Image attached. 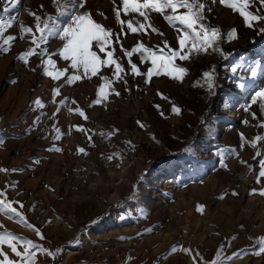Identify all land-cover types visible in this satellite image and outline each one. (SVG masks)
<instances>
[{"label": "rangeland", "instance_id": "obj_1", "mask_svg": "<svg viewBox=\"0 0 264 264\" xmlns=\"http://www.w3.org/2000/svg\"><path fill=\"white\" fill-rule=\"evenodd\" d=\"M4 2L0 0V19L15 18L5 35L17 39L9 52H0V168L20 171L0 172V190L14 185L7 188L8 199L23 203L29 223L40 227L45 239L6 214H0L4 226L0 232L11 231L51 250L63 249L55 259L38 254L37 264H192L188 254L171 253V248H190L210 261L221 245L225 256L240 253L228 264H264V254L254 255L258 238L264 236V196L259 195L264 178L256 182L264 141L251 146L257 134H264L258 127L264 112L258 105L245 111L251 94L264 87V34L246 27L237 12L218 0H205V22L221 30L223 54L209 50L187 61L177 60L188 69L183 81L161 75L145 84L141 76H128L130 90L116 84L121 95H111L99 105L92 101L101 80L85 78L64 87L53 103L52 89L62 80L45 76L38 58H30L26 67L17 57L30 47L31 36L20 38L24 35L20 25L34 24L29 12L47 17L56 13L57 4L55 0H20L17 8L4 13ZM85 10L106 28L120 31L112 0H86ZM133 15L122 13L121 18ZM151 22L163 36L151 30L149 35L128 33L120 42L123 48L131 49L138 41L150 48L163 47L164 40L176 48V28L157 13L151 14ZM232 29L236 38L230 40ZM62 45L59 38L50 39L49 53ZM115 48L127 71L120 46ZM53 59L57 68L68 66L57 56ZM133 62L141 71L151 66L150 62L140 65L139 54ZM233 67H237L235 73ZM251 67L258 70L255 86L239 87L251 82ZM212 71L217 84L214 93L203 78L204 72ZM103 74L111 76L110 70ZM64 96L76 103L69 102L50 119ZM36 98L46 105L44 109L35 107ZM173 104L180 108L179 115L171 111ZM77 106L88 115L87 121L68 111ZM251 111L259 119L254 120ZM41 113L42 122L31 128ZM53 124L63 133L60 140L53 139ZM74 125L97 135L90 143ZM112 129L119 132L110 139L98 134ZM78 147L88 155L79 153ZM258 150L261 157L255 155ZM113 152H120L121 158L106 159ZM4 249L11 256L6 245Z\"/></svg>", "mask_w": 264, "mask_h": 264}, {"label": "snow or ice", "instance_id": "obj_2", "mask_svg": "<svg viewBox=\"0 0 264 264\" xmlns=\"http://www.w3.org/2000/svg\"><path fill=\"white\" fill-rule=\"evenodd\" d=\"M55 2L57 4L55 14L42 17L35 12H29L34 24L31 26L20 25L21 32L24 34L20 38L31 36V40L29 41L30 47L22 51L17 57L26 67L30 66V58H38V66L42 69L45 76L50 77L53 81L62 80L59 87L52 89L53 103L56 102V97L62 95L64 87L72 86L77 81L85 78L98 77L101 80L97 90V97L92 101V105H99L106 103L111 95H121L120 91L115 87L116 84H123L126 91L130 90L128 88V76H141L144 78L145 84H149L154 76L159 77L161 75L177 81H183L188 69L177 64V60L187 61L192 58L193 54L207 53L209 50L223 54L219 47V42L223 39L221 30L205 22L207 20L205 0H121L120 5L116 4V0H112L115 18L120 25L119 32H114L93 19L92 14L85 10L86 0H74V2L73 0H64L63 3L60 0H55ZM218 2L237 12L243 18L246 27L256 29L259 34H264V0H218ZM19 3L20 0H5L2 11L9 13L10 9L17 8ZM122 13L124 16L134 15L129 19H122ZM152 13L160 14L170 26L176 28L177 47H171L168 41L164 40L163 47L150 48L142 41H138L131 49L123 48L120 42L128 33L149 35V30H151V33H156L160 36L164 35L163 32L153 26L151 22ZM59 17H64V20L60 21ZM14 21V17H10L8 20L0 19V52H9L12 43L17 39L16 35H5L7 29L13 26ZM177 25H180V27H176ZM125 26L127 31H125ZM54 38H59L63 41V45L55 52L49 53L47 45L50 39ZM228 38L230 40L236 38L235 29L230 30ZM115 45L120 46L123 56L126 58L127 71L121 62V58L115 55ZM136 54H139L140 65L150 62L151 66L146 71H141L138 63L133 62V56ZM53 56L68 62V66L62 69L57 68V61L53 59ZM240 66L242 67L243 65ZM30 70L36 71V68H31ZM104 70H110L111 76L104 75ZM231 71L235 73L237 67H233ZM249 73L252 78L251 82L248 85L240 83L239 87L255 86V78L258 76L257 67H251ZM203 78L209 91L214 93L217 87L214 71L204 72ZM160 95L164 100L169 99L163 94ZM69 102L72 104L76 103L68 96L60 99L56 112L53 113V117H50V119L54 118L56 113L61 108L66 107ZM33 103L37 109L46 107L40 98H36ZM92 105H89V107ZM253 105H258L259 109L264 112V87H259L258 90L251 94L250 103L246 106L245 111H250ZM160 107V105H156L158 110H160ZM68 111L78 113L85 121L89 119L85 111L78 106L75 108L69 107ZM171 111L177 115L181 112L180 108L175 104L172 105ZM160 115L164 116L165 113L160 110ZM250 115L254 120L259 119L254 111H251ZM42 116L43 113L37 115L30 127H37L42 122ZM244 123L247 124L248 121H244ZM138 124L141 128L145 127L143 123L138 122ZM73 127L77 131L85 133L90 143L93 141V137L97 135V133L86 129L83 125H74ZM258 127L264 129V120L259 122ZM52 130L55 133L53 139L60 140L63 135L60 128L53 124ZM118 132L119 129H112L107 132L101 131L98 134L102 138L110 139ZM241 138L242 140L244 139L243 134H241ZM261 141H264V134H257L252 140L251 146L256 148ZM2 143L3 141H0V144ZM128 145L132 146L131 141H128ZM53 148L55 151H61L55 145H53ZM77 151L88 155L83 147H78ZM255 155L261 157L262 153L258 150ZM119 158H121L120 152H113L106 157L108 160ZM36 163H40V161L37 160ZM241 163L246 162L241 161ZM258 163L260 170L256 177L257 183L260 182L261 178H264V158H261ZM9 171L16 172L20 171V169L0 168V172L7 173ZM10 187H14V185L9 184L4 190H0V214H6L10 219L13 216L16 217L17 223L24 224L36 236L44 240L45 236L41 228L29 223L23 213V203L18 200L8 199L7 188ZM256 192V189L252 190V194H256ZM232 194L236 195L235 192ZM259 195L264 196V188L259 190ZM202 208L203 206H199L198 211H202ZM3 227L0 224V228ZM146 231H152V229L148 228ZM75 243L78 244L80 241L77 240ZM257 243L259 248L254 250V255L260 256L264 254V236L258 238ZM5 245L10 249L11 256L8 251H5ZM21 245L22 250L20 248ZM61 251L63 249L51 250L40 243L34 242L33 239H24L8 230L0 232V264H37L38 254L55 259ZM177 251L188 254L191 257L192 264H228L234 257L240 255V253L233 252L231 255L225 256L223 245L220 246L215 253V257L210 261H206L199 252L193 253L190 248L173 246L170 250L171 253H176ZM128 259L131 260L133 258L129 257Z\"/></svg>", "mask_w": 264, "mask_h": 264}]
</instances>
